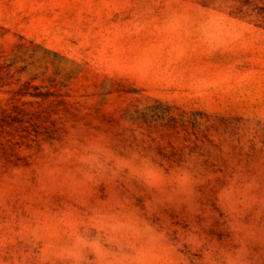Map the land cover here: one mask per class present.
<instances>
[{"label": "rangeland", "instance_id": "obj_1", "mask_svg": "<svg viewBox=\"0 0 264 264\" xmlns=\"http://www.w3.org/2000/svg\"><path fill=\"white\" fill-rule=\"evenodd\" d=\"M219 139L264 157V0H0V264H40L84 211L148 227L152 190ZM216 175L195 222L160 216L182 264L234 242L247 186Z\"/></svg>", "mask_w": 264, "mask_h": 264}, {"label": "clouds", "instance_id": "obj_2", "mask_svg": "<svg viewBox=\"0 0 264 264\" xmlns=\"http://www.w3.org/2000/svg\"><path fill=\"white\" fill-rule=\"evenodd\" d=\"M249 157L250 153L234 150L223 139L214 141L210 149L189 151L182 155L171 179L152 190L159 212L147 218L148 227L140 217L133 227L97 229L88 220L90 213L84 211L81 222L64 224L46 238H37L45 239L40 264H182L169 251L172 237L159 223L160 216L176 212L195 222L209 210L206 192L220 178L218 172L241 178L247 190L237 205L236 226L226 212L227 230L234 242L220 248L205 241L195 249L203 256L199 264H257L264 255V157ZM33 246L38 245L34 242ZM182 248L180 245L177 251Z\"/></svg>", "mask_w": 264, "mask_h": 264}]
</instances>
